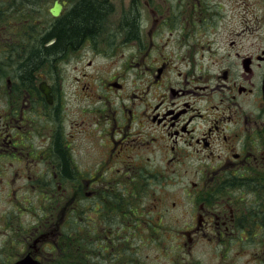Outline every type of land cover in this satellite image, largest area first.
Wrapping results in <instances>:
<instances>
[{
    "label": "flooded vegetation",
    "instance_id": "obj_1",
    "mask_svg": "<svg viewBox=\"0 0 264 264\" xmlns=\"http://www.w3.org/2000/svg\"><path fill=\"white\" fill-rule=\"evenodd\" d=\"M81 1L0 0V65L4 61L6 67L0 68V89L9 101L0 120L4 128L20 130L21 140L25 134L32 137L31 132L38 137V151L28 153L27 169L32 168L38 178L52 180L49 193L57 196L50 202L70 207L79 232L83 223L92 225L91 251H79L76 263L264 264V247L260 251L232 249L236 244L264 245V0H181L182 5L166 9L164 3H157L148 9V17L141 12L148 0H129L128 10L120 12L117 23H109L107 42L110 36L122 34V43L132 41L143 54L159 48L158 56L165 60L155 66L154 80L161 81L165 68L172 65L170 78L176 85H169L166 94L160 92L151 106L142 101L145 107L137 116L128 108L119 117L116 111L100 113V119L95 109L98 92L90 91L87 84L91 83L76 76L69 85L71 91H66L56 64L69 52L94 53L98 43H105L103 25L114 13L113 0H105L103 21L91 33L41 61L28 78L17 72L31 52L54 43L57 23ZM56 2L60 7L53 14ZM243 2L251 4L244 12ZM130 16L135 26L132 35L127 29ZM144 24L149 27L143 35ZM11 66L13 73L8 76ZM112 79L105 84L120 90L123 83ZM65 100L76 101L77 107L65 109ZM91 111L95 115L91 123L98 125L103 117L112 126L92 133L83 130ZM37 122L43 123L40 129ZM134 122L136 137H129ZM120 123L125 127H118ZM116 130L121 136L113 135ZM81 131L88 138L86 143L95 142L96 157L89 166L72 159L73 141ZM1 133L6 145H18V139L9 144V134ZM57 139L68 174L56 151ZM185 166L189 168L180 172ZM179 178L201 180V187L187 193L195 198L184 211L189 219L181 227L176 226L177 214H172L175 201L146 191V180ZM50 218L45 215L41 226L49 225ZM58 228L56 224L49 232L40 231L39 243H55L60 231L52 229ZM30 246L40 252L38 246ZM47 254L39 255L47 260Z\"/></svg>",
    "mask_w": 264,
    "mask_h": 264
},
{
    "label": "rangeland",
    "instance_id": "obj_2",
    "mask_svg": "<svg viewBox=\"0 0 264 264\" xmlns=\"http://www.w3.org/2000/svg\"><path fill=\"white\" fill-rule=\"evenodd\" d=\"M128 1L129 0H113L115 8L114 13L109 17L111 20L109 22L106 21L105 25H103L104 30L102 36L106 44L98 43L94 53L92 51L82 53L69 52L66 54L65 58L56 64L58 65L57 67L61 69L60 73H57V77L61 78L66 91H71L69 85L72 83V78L76 76L81 77L83 82L91 83L87 84L89 89H91L90 91L98 92L96 96L98 97L97 107L95 109L98 111L97 116L99 119L100 113L116 111V116L119 117L120 115L126 114L128 108L132 110L134 116H137L143 107H145L142 101H145L147 105L151 106L159 100L158 95L160 92H165L166 94L169 85H176V81L170 78V68L172 65H168L167 68H165L161 81L155 82L154 80L155 73L157 72L155 66L160 65V63L165 60L158 56L160 51L159 48L150 50L149 55L146 54L147 52L143 54L142 50H137V46H134L132 41L122 43L124 37L122 34L110 36V42H107V33L109 32V28H111V24L109 23H117L116 21L120 18V12L128 10ZM192 1L194 2L197 0ZM148 2L149 5L142 8L144 12L141 11L146 17H148V12H150L148 9L154 8L157 3H164L162 8L165 9L167 7L175 8L184 3L181 0H148ZM249 6H251V4L243 2L241 11L244 12L248 10ZM259 8L261 7H258V9ZM255 10H257V7H255ZM249 11L252 12L251 7ZM148 27L149 24L145 26L142 25L143 35ZM165 36L166 35L163 36L162 40L159 37L160 43H164L163 39ZM107 43L112 44L109 45ZM155 43L158 42L155 40ZM170 44L171 42H168L167 47H165L167 53L170 51ZM134 53H136V55ZM70 55L72 56L71 59ZM76 55L78 57H76ZM141 56L145 58V63H141ZM170 56L171 55H169V57ZM53 66L55 65L53 64ZM75 66H77V68ZM0 68L1 70H6L4 61H2ZM55 69H57L56 66L54 70ZM11 71L12 66L8 70V76L13 73V71L12 73ZM84 73H86V76L83 75ZM116 76L118 78H116ZM112 78H115V80L118 79L123 83L120 90H117L119 88H116L109 82H107V85L105 84L106 80H113ZM1 92H3V89H0V113L4 114L6 113L4 110L7 109V102L9 101L5 100V96L1 95ZM80 98L81 101L84 102L81 96ZM66 107H70L69 109L72 111L73 107H77L76 101L65 100V109ZM33 113L35 115V112ZM92 113L91 111L92 117L87 118L88 121L83 127V130H86V132L92 133L112 126V124L103 117H101L103 121H98V125L91 123L95 116ZM81 114L87 116L85 113ZM42 125V122H37L36 128L40 129ZM118 127H125V124L121 126L120 123ZM136 127V122L131 123V130H128L127 136L136 137V134H134V132L137 131ZM10 128L11 127L4 128L0 120V131L9 134L7 137L12 139L11 143H8L13 144L17 139L19 141L16 142L18 145L14 148L13 145H6V143L0 140V264H9L13 259L25 253L27 249L35 253L36 250L34 251L32 246H30L32 244L38 246L40 248L39 250L42 252V246L44 244L39 243V232L51 229L52 225H55L54 222L56 219L62 215L60 211L59 216H56L55 220L51 221L49 225L41 226L44 221L42 217L43 211L52 208V204L48 200L51 198L49 192H52L51 187L54 186V184L52 180L48 179L46 176L38 178L33 174L32 168L27 169L29 162L28 153L34 150L38 151L37 144L38 146L40 145L37 140L38 137L31 132L32 137L25 134L24 140H21L20 137H23V133L16 127L15 129ZM126 132L127 131L124 133ZM1 135L2 133L0 134L2 138L3 136ZM113 135L121 136V131L119 132L116 130V133ZM125 137L126 134H123L122 138ZM84 139L88 138L84 132L81 131L78 137L73 141L74 147H76V153L75 149L71 148L72 159H74V162L76 160L81 166H89V162L96 157V154L92 152V146L95 142L86 143ZM106 141L107 140H103L102 142L107 143ZM31 143L33 148L29 147ZM118 147H120V145ZM118 147L114 148V153H116L115 150L118 149ZM132 154L133 152L129 149V160L132 158ZM32 155L33 158H37L35 152ZM120 157H123V151ZM183 168L188 169L189 167L185 166L180 168L181 170L179 171L182 173ZM77 179L80 181L78 177ZM62 184L64 185L63 187H66L64 181H62ZM195 187H201V180L180 178L173 180L162 179L158 181L146 180L147 193L155 194L159 197H166L167 202L169 199L170 201H175L176 207L172 214H177V227L183 226L189 219L184 211L194 202L195 196H188L187 193ZM67 188L69 187L67 186ZM171 195H174V198L170 197ZM68 196L69 195L66 194V197ZM251 197L252 195L248 196V198ZM162 204H165L163 200ZM68 211H70V207L66 212ZM70 216H74V212H69V217ZM38 219L39 227H42L39 232L36 230L39 227L33 228L36 226ZM90 228H92V225H90ZM85 236H87L88 239L91 237L87 234L83 235V237ZM240 247L241 249H239ZM262 247H264V245L246 243L236 244L232 249L251 251L254 250L253 248H257L256 250L260 251ZM216 251L219 252V246ZM196 252L200 253L201 249L197 248ZM70 256L72 257V255Z\"/></svg>",
    "mask_w": 264,
    "mask_h": 264
},
{
    "label": "trees",
    "instance_id": "obj_3",
    "mask_svg": "<svg viewBox=\"0 0 264 264\" xmlns=\"http://www.w3.org/2000/svg\"><path fill=\"white\" fill-rule=\"evenodd\" d=\"M106 8L107 4L105 0H82L69 15H66L57 23L54 29L56 36L54 43L50 46L40 47L34 50L18 65L17 72L19 76L28 78L31 69L41 61L46 58H52L66 44H75L85 34L91 33L103 21V14ZM127 22L128 33L132 35L135 31L133 17H128ZM56 151L61 157L63 171L68 174L69 167L58 139L56 141ZM55 212L54 207H52L48 210V215L52 218ZM65 225L66 238L62 241L63 244L61 243L63 250L59 247L61 254L57 257L56 264H77L74 257L79 251H91L90 238L88 239L87 236L83 237L85 234L91 236L90 224L89 222L83 223V228L81 227V231L79 232L75 217L70 216Z\"/></svg>",
    "mask_w": 264,
    "mask_h": 264
},
{
    "label": "water",
    "instance_id": "obj_4",
    "mask_svg": "<svg viewBox=\"0 0 264 264\" xmlns=\"http://www.w3.org/2000/svg\"><path fill=\"white\" fill-rule=\"evenodd\" d=\"M51 11L53 13H56L57 12L56 5H55V7H53L51 9ZM263 97H264V79H263ZM12 264H41V263L38 260L33 259L31 256L26 255L23 258L17 260L16 262H14Z\"/></svg>",
    "mask_w": 264,
    "mask_h": 264
}]
</instances>
